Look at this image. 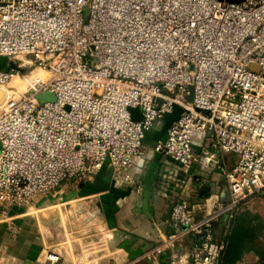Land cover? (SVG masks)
<instances>
[{
  "label": "built area",
  "instance_id": "2783aa9c",
  "mask_svg": "<svg viewBox=\"0 0 264 264\" xmlns=\"http://www.w3.org/2000/svg\"><path fill=\"white\" fill-rule=\"evenodd\" d=\"M0 56L16 65L0 68L3 214L66 181H92L107 161L117 184L134 183L145 133L177 104L155 151L189 166L196 136L209 134L213 154L237 161L229 201L204 219L186 200L173 204L169 224L194 235L200 253L170 264H219L214 222L264 194V0H0ZM44 92L56 100L41 103ZM8 230L20 233L12 221Z\"/></svg>",
  "mask_w": 264,
  "mask_h": 264
},
{
  "label": "crops",
  "instance_id": "0c3cea01",
  "mask_svg": "<svg viewBox=\"0 0 264 264\" xmlns=\"http://www.w3.org/2000/svg\"><path fill=\"white\" fill-rule=\"evenodd\" d=\"M210 142L209 134L197 135V161L189 166L163 164L162 176L151 183L147 195L140 181L138 190L119 201L113 224L108 221L107 228L86 233L84 237L90 240L82 242L80 250L79 246L51 241L59 234L53 229L49 233L44 214L38 211L41 195H36L27 206H13L7 214L0 207V264H170L178 255L190 257L200 253L195 248L197 238L185 229L174 230L168 220L178 200L189 203L197 221L204 219L218 202L229 201L226 172L236 164L237 155L213 154ZM152 156L150 149L146 156L135 160L131 167L134 177H145ZM9 221L20 228L15 237L9 234ZM229 221L223 215L214 222L215 240L225 236ZM48 252L60 256L59 260H48ZM219 264H223L222 259ZM234 264L264 263L255 252L245 250Z\"/></svg>",
  "mask_w": 264,
  "mask_h": 264
},
{
  "label": "rangeland",
  "instance_id": "374dc122",
  "mask_svg": "<svg viewBox=\"0 0 264 264\" xmlns=\"http://www.w3.org/2000/svg\"><path fill=\"white\" fill-rule=\"evenodd\" d=\"M146 147L147 150L151 149L149 143ZM79 184V181L69 180L55 190L41 194L43 198L37 208L39 207L38 211L44 214L43 219L46 220L49 233L52 234L55 230L59 234L52 238L53 243L79 246L80 250L82 242L90 240L84 237L86 233L94 232L100 227L107 228L109 225L99 206V195L83 198L77 196ZM240 214H245L246 220L264 235V194H254L241 202L233 218Z\"/></svg>",
  "mask_w": 264,
  "mask_h": 264
},
{
  "label": "water",
  "instance_id": "95a60500",
  "mask_svg": "<svg viewBox=\"0 0 264 264\" xmlns=\"http://www.w3.org/2000/svg\"><path fill=\"white\" fill-rule=\"evenodd\" d=\"M228 1H243V0H228ZM7 61L6 56H0V68L4 67ZM10 67L15 68L16 65L9 61L8 65L4 67L5 70H9ZM254 66H252L253 68ZM255 68V67H254ZM21 72H25L26 68H19ZM190 94L187 96L188 101L193 100V87L189 86ZM38 99L41 103L47 101H55L56 97L51 92H44L38 95ZM132 117L134 120L140 119V108L131 107L129 108ZM183 109L177 105H172V111L165 113L161 118L157 119L151 130L146 132L142 140L143 145L145 146L147 155L146 145L149 143L150 148L153 151L152 159L150 160L148 171L146 172L145 177H134V183L127 186H121L117 184L115 178H113L108 170L107 162L102 166V168L96 173L92 181L80 182L78 189L76 191L77 196L79 197H89L92 195H99V206L102 208L105 217L113 224L114 222V213L119 209V201L129 197L133 191L139 189L140 181H143L144 194L147 195L151 188V183L154 180H158L162 176V165L165 163H174L175 165H180L178 162L173 160L170 156H165L161 152H157L154 148L158 145L159 142H165L168 136V130L181 116ZM195 148V146L193 145ZM202 264V263H197Z\"/></svg>",
  "mask_w": 264,
  "mask_h": 264
},
{
  "label": "trees",
  "instance_id": "16d2710c",
  "mask_svg": "<svg viewBox=\"0 0 264 264\" xmlns=\"http://www.w3.org/2000/svg\"><path fill=\"white\" fill-rule=\"evenodd\" d=\"M230 221L223 237L225 250L220 258L223 264H234L245 250L255 252L264 263V235L246 220L245 214L237 215Z\"/></svg>",
  "mask_w": 264,
  "mask_h": 264
}]
</instances>
